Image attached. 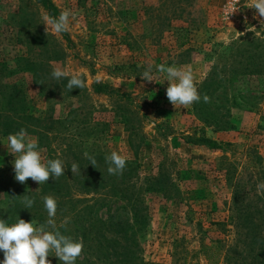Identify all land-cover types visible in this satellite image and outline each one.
Wrapping results in <instances>:
<instances>
[{"label":"rangeland","instance_id":"obj_1","mask_svg":"<svg viewBox=\"0 0 264 264\" xmlns=\"http://www.w3.org/2000/svg\"><path fill=\"white\" fill-rule=\"evenodd\" d=\"M51 1L60 13H76L68 32L45 31L42 18L49 13L39 0H0V208L7 207L5 189L39 192L42 186L15 179V157L5 134L11 117L38 140L45 160L61 156L77 141L84 154L106 157L115 150L138 166L147 218L138 262L262 263L264 194L257 185L264 182V78L247 79L246 87L253 89L243 88L249 98L240 106L232 104L242 91L237 86L209 87L210 102L201 105L231 124L218 128L199 119L195 103L174 107L166 96V76L156 66L190 67L199 91L212 73L247 62L241 55L233 57L235 42L250 48L245 38H257L264 46V17L247 7L250 0ZM149 63L157 82L140 76ZM56 66L68 77L53 79ZM74 72L86 86L69 92L66 85ZM95 82L116 92L98 94ZM14 91L15 100L21 101L11 105ZM24 109L41 120L23 122L15 113ZM202 129L217 148L188 140L202 136ZM68 161L74 163L75 158ZM83 173L89 172L74 174ZM162 175L163 190H147L146 179ZM121 214L119 218L127 215ZM97 217L106 221L107 209ZM104 235L112 236L108 231ZM87 242L75 264H125L121 245L115 246L117 255L109 257L108 244L96 255ZM52 254L51 264H62ZM3 259L0 252V262Z\"/></svg>","mask_w":264,"mask_h":264},{"label":"trees","instance_id":"obj_2","mask_svg":"<svg viewBox=\"0 0 264 264\" xmlns=\"http://www.w3.org/2000/svg\"><path fill=\"white\" fill-rule=\"evenodd\" d=\"M39 2L48 10L50 17H58L60 12L58 8L52 3L51 0H39ZM68 38V36H66ZM256 40H259L255 38ZM253 39L251 42L249 38H245L249 47H244L239 41L235 42L234 50L232 51L233 57L241 55L246 57L247 62L238 63V65L227 67L223 71H217L212 73V77L208 78L199 88L201 100L195 103L196 114L199 119L205 124L215 126L218 128H227L231 124H226L220 119L215 118L208 107L201 105L203 96L206 94L209 96V87L217 85L218 87L228 88V86H237L241 92L238 91L234 95L233 105L240 106L241 103L248 100L247 93H243L244 89L249 82L247 79L253 77L264 78V46L255 42ZM240 44V45H239ZM246 46V45H245ZM235 59V58H234ZM224 73V76L218 81L215 76H220ZM230 73L234 75L232 79L226 78V74ZM226 76V77H225ZM264 83V80H263ZM251 88V87H246ZM253 89V88H251ZM264 89V85H263ZM94 90L98 94H113L116 91L111 89L108 85L99 84L95 82ZM18 91H14L10 94L9 104L15 105L19 100H15ZM119 94V93H117ZM240 100V101H239ZM18 110L17 107L12 108ZM15 115L21 118L23 122L37 121L41 119L36 118L25 109L21 113H15ZM15 116V117H16ZM19 118V119H20ZM10 123L6 129L5 134H12L23 128V123L12 122L14 118L9 117ZM31 130V129H29ZM202 136L189 137L190 142L196 144H209L218 145L216 141L206 137L205 129H202ZM37 132V131H32ZM79 144L77 141L70 142L66 149L62 151L61 156H53L52 159H61L64 162L65 173L58 179L52 177L49 178L47 183H43L39 192L22 191L21 189H5V197L7 201L6 208H0V218L6 220V223L13 224L18 219H24L25 221L37 220L40 223H45L48 219L46 209L44 208L42 198L44 196L51 195L56 198L58 203L57 214L55 217L57 225L64 218H69L67 224V230L60 229L62 234L74 236L76 240L82 239L84 244L90 241V250L94 254L100 255L104 253V246L108 244L107 255L109 257L117 255L118 251L116 245H121V253L125 264H163L156 262H138L139 258V238L142 229L144 228L147 220L146 214L142 207V186L138 188L137 179L140 176L137 172L138 166L134 162L127 161L126 167L122 175H110L107 172L108 164L105 161L104 154L98 152L91 157H94L97 161L95 167L92 166L89 159L84 155L83 151H79ZM68 157H74L76 164L79 165L80 170H88L89 173L72 174L71 163L68 161ZM148 182L147 190L159 191L163 190V184L165 179L162 177L158 179L147 178ZM23 195H27L34 199V204L30 209H24V211H17L21 206H24L21 201ZM107 209L108 219L104 221L102 218L97 217V214ZM127 213L125 218L118 217L121 213ZM122 215V214H121ZM87 223H90L87 226ZM104 231H108L112 234L111 237L104 235ZM113 245L110 248V245ZM2 252V251H0ZM106 255V254H105ZM259 260L256 261V264ZM264 264V260L262 263Z\"/></svg>","mask_w":264,"mask_h":264},{"label":"clouds","instance_id":"obj_3","mask_svg":"<svg viewBox=\"0 0 264 264\" xmlns=\"http://www.w3.org/2000/svg\"><path fill=\"white\" fill-rule=\"evenodd\" d=\"M247 7L254 8L259 17H264V0H250ZM238 10L236 7L232 13ZM42 19L45 31L50 28L54 34L59 35L69 31L71 21L76 19V13L70 9H64L58 17L44 15ZM261 23L264 24V20H261ZM238 33L240 36L243 35L241 32ZM153 68L151 63L147 65L140 75L142 80L157 82ZM156 71L165 74V80L168 81L166 96L174 107L187 108L201 100L190 67L160 64L156 66ZM68 75V72L60 66L54 67L51 73L55 80L68 77ZM85 86V80L79 73L74 72L68 79L66 88L70 92L74 88L83 89ZM203 101L209 103L210 97L205 94ZM7 148L10 150L9 153L15 157L13 167L15 179L19 183L23 184L31 179L41 185L47 183L50 177L58 179L65 173L64 162L59 158L45 160L38 140L30 137L24 128L7 136ZM84 155L89 159V164L95 167L96 159L88 153ZM127 159V156L113 150L105 157L108 164L107 172L110 175H122ZM80 171L78 164L71 165L72 174ZM257 191L259 194H264V182L257 185ZM42 200L48 216L45 223L37 225L33 220L27 222L19 218L17 222L9 225L6 220L0 219V251L4 254V259L0 264H51L48 259L50 253H53L52 255L56 256L62 264H75L77 258L82 255L84 247L82 239L76 240L60 231V229L67 230L69 218H64L59 225L56 223L58 208L56 198L48 195ZM21 203L24 208L30 209L34 204V199L23 195Z\"/></svg>","mask_w":264,"mask_h":264}]
</instances>
